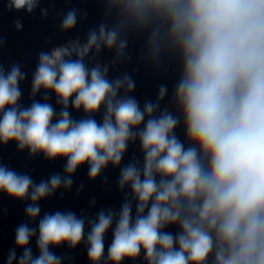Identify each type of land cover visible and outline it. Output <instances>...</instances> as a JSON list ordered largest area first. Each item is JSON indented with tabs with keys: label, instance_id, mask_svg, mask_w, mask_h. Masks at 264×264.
<instances>
[{
	"label": "clouds",
	"instance_id": "clouds-1",
	"mask_svg": "<svg viewBox=\"0 0 264 264\" xmlns=\"http://www.w3.org/2000/svg\"><path fill=\"white\" fill-rule=\"evenodd\" d=\"M40 4L7 0L6 8L33 14ZM107 6L111 26L101 22L86 41L76 37L38 52L27 106L21 85L28 73L18 63L0 64V145L65 162L64 175L39 183L0 163V194L30 201L6 264H63L53 249L81 243L90 264H135L140 257L146 264H264V0H107ZM40 13L47 18L48 9ZM58 15L63 33L76 29L78 15L87 17L77 8ZM13 23L22 29L21 19ZM128 28L147 31L154 61L165 49L178 55L172 100L179 115L161 108L166 85L141 107L129 74L110 79L108 66L86 63L102 49L124 56ZM41 92L43 102L34 99ZM70 108L83 115L74 118ZM181 122L187 146L176 132ZM130 145L142 160L133 155L122 163ZM85 166L92 181L109 166L119 169L118 188L129 190L119 209H101L94 218L71 210L41 215L39 202L70 189Z\"/></svg>",
	"mask_w": 264,
	"mask_h": 264
}]
</instances>
